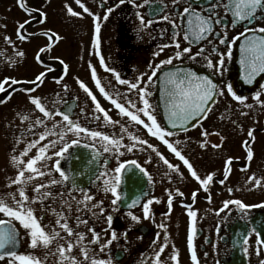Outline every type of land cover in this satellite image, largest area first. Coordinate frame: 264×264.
Masks as SVG:
<instances>
[{
  "label": "flooded vegetation",
  "instance_id": "af4514ba",
  "mask_svg": "<svg viewBox=\"0 0 264 264\" xmlns=\"http://www.w3.org/2000/svg\"><path fill=\"white\" fill-rule=\"evenodd\" d=\"M81 2L93 14L101 17L98 47L95 44L97 35L93 16L84 13L75 0H26L27 7L46 13V21L43 24H37L33 20L31 26L28 27V32L53 30L60 37L51 53L42 54L45 64L50 65L53 71L47 73L40 87L31 94L41 96L46 109L52 111L54 115L44 117L29 103L28 96L22 91L13 92L7 89V95L0 92V99L4 101L0 103V195L11 191L16 193L19 199L18 185L9 186L18 173V168L11 163L10 157L14 154L19 155L26 145L33 141L37 143L22 157L25 163L20 167L25 168L26 177L30 175L31 173L26 169V161L39 155L41 146L48 145L44 153L45 157H51L47 161L48 169L40 168L41 162H37L36 167L45 172L51 169V176L41 177L31 174L34 179L25 186L26 195L31 199L37 195L33 191L37 184H47L50 179H62L55 170L57 157L53 155L62 146L58 135H52L49 132L45 140H39L40 135L46 131V125L49 130L64 132V140L67 142L72 139L80 141L59 158L61 170L65 171L69 179L63 184L41 189V192L47 191L51 194L48 199L44 200L43 208L40 202L32 204L34 215L38 219L43 217L40 222L42 227H45V231L48 232L56 227V230L65 237V240L59 241L65 244V247L67 239L70 238L56 226L57 217L50 209H55L58 213L62 212L68 217L69 226L74 230L73 239L75 232L84 233L83 244L88 246L89 251L94 253L97 259H111L112 264H157V260L160 264H193L190 259L192 249L187 245V236L193 225L196 229L193 246L199 264H260L264 260V107L256 105L252 110L244 109L242 105L232 100L225 85L232 84L233 91L238 95L248 97V103H254L252 97L256 92H261V99L264 100V73L256 75L253 82L249 84L244 80V69L240 66L241 45L250 36L264 35L258 31H249L244 36H240V33L245 29L264 27V19H259L261 15H264V11L258 10V18L252 20L251 23L237 22L233 27L231 14L219 10L223 24L216 25L214 32L205 40L191 45L193 54L200 48L206 49L204 55L190 59L188 54H185L182 59H173L172 64L162 66L157 72L158 77L163 69L185 65L205 72L218 86L224 88V96L217 98V102L212 105V111L207 114L206 119L200 121L194 128L189 127L187 132L180 131L178 135L170 138L172 141L177 139L183 141L178 148L193 164L202 179L208 173H214L213 181L210 182L208 191L205 192L203 186L191 176L187 167L162 142L148 136L142 125L130 123L129 118L121 115L110 100L99 92L91 78L90 69V65L96 69L101 86L112 98L125 104L129 110L135 111L127 103L129 100L136 105L137 109L142 107V102L135 90L128 91L127 85L118 84L114 73L105 71L104 66L100 64V57L102 56L105 64L115 69L122 79L136 82L137 77H141L142 74H150V65L156 66L160 61L174 57L177 50L175 41L172 39L175 29L170 22L160 17L168 14L171 18L174 11H182L186 5L181 3L174 6L171 0H162L166 7L162 13L154 16L152 15L153 9L160 7L159 3L145 4L144 0H135V4L141 5V7H136L128 0H125L124 4H119V0H81ZM65 5L80 12L81 16H70ZM201 5L208 7V0H198L194 4L197 10ZM109 7H112L113 11L108 14V19L105 21L103 16ZM138 12L143 15L145 22L153 19L154 23L147 27L142 26L137 16ZM36 16L35 11L29 16L22 10L18 6V0H0V79L10 76L21 81L31 80L39 71H46L45 66L38 64L34 59L38 46L48 43L46 37L35 36L29 42L19 41L16 38L17 22L33 19ZM225 34L230 41L228 45L219 43V39ZM182 35L181 32L178 37L181 48L189 46L188 42L182 39ZM6 36L15 41V44L7 43ZM165 45L167 47H164ZM213 46L218 51L210 52ZM161 48L163 51H160ZM229 50L232 55L231 57L224 56L225 64L222 69L214 72L207 67L205 57L212 59L215 64L220 54ZM18 51H23L24 56L18 57L16 55ZM157 51H160L159 56L154 55ZM53 57L64 60L68 65L67 74L64 73L63 66ZM58 77L61 78L60 84L55 82ZM157 77H153L151 84L142 82L141 86L146 87L150 92L146 98L149 99L158 122L163 126L166 123L164 112L168 108L169 99L166 92H157ZM78 79L89 87L97 96L101 106L108 111L113 120H119L120 124L114 125L104 120L103 114L95 110L91 99L79 87ZM143 81H147V76L143 77ZM65 84L67 85L66 91L62 87ZM15 87L19 89L23 85ZM69 106L72 109L69 115L74 121L90 130L101 131L112 138L123 136L122 145H129L133 142L127 133H121V125L127 127L128 132L138 135L141 139H147L170 163L180 165V175L160 162L150 149L142 150V146L138 145L132 152H128L124 147L116 151L113 146L100 138L91 140L86 133L77 136L75 133L67 132L65 127H59L60 124H66V122H63L62 116L55 113L67 112ZM81 109H84L83 113ZM240 111L247 112V115H240ZM21 113L27 115L29 119H22ZM13 116L16 117L13 118ZM94 116L99 119H94ZM37 118L43 120L44 124L36 125ZM142 118L146 120L145 117L142 116ZM233 120L237 123H232ZM53 123L58 125L56 129H53ZM202 129L210 133H219V135L212 134L207 137L209 145L221 143L220 136H223L222 147L219 149L210 146L206 149L200 148L198 142L204 139L201 136ZM250 129L254 130V139L247 135ZM50 140L57 142L56 148L48 144ZM245 141L249 142L247 147L253 151L251 161H248L246 157L247 148L243 144ZM87 144H93L94 147H85ZM105 147H109L110 150L105 152ZM143 147L146 148V146ZM149 155L152 156V161L146 162ZM228 157L233 158V164L225 179V160ZM132 160L145 168L152 180L149 181L148 176L141 174L135 165L126 164L125 169L122 170L121 184L118 189L120 200L116 205H112L111 201L114 197L110 192L103 191L104 181H113L116 175L114 169L120 163ZM128 168L130 169L126 170ZM166 172L170 174L171 179L165 176ZM101 173H107V175L101 176ZM253 175L261 179L259 186L255 185L254 180H249V177ZM221 179L225 180L223 184L219 183ZM229 188L232 189L231 192ZM176 189L184 195L178 196ZM194 191L196 192L195 199L192 198ZM169 192L173 196L171 208L167 204ZM85 195H91L94 199L84 201ZM208 196L211 197L210 201ZM133 200L136 201L135 205H133ZM148 200H152L153 203L149 205L150 214L146 219L142 209ZM227 200H240L253 207L241 209L236 204H230L228 208L220 211L223 208V202ZM63 201L71 203V211ZM77 201L82 202L79 212L76 211ZM100 201H103L102 206L105 209L103 214H100L98 207H91ZM8 203L11 204L12 201L9 199ZM85 204L87 208L84 207ZM189 207L197 213L196 217L192 218L187 215ZM93 212L96 213L95 216ZM129 212L140 217L139 223L130 220ZM108 215L113 216L111 225L107 223ZM76 217L86 220L87 224H78ZM13 223L19 230L18 254L30 253L43 260L46 252L55 249V243L48 249L43 247L30 249L27 230L23 229L19 222L13 221ZM130 223L133 226L129 230ZM160 224L166 227L160 228ZM89 229H94L100 234L98 243L89 245V241L92 240V233ZM113 231L117 233V239L101 252L100 245L110 239ZM124 233H127L126 237ZM165 243L164 252L157 257L156 253ZM257 250H259L258 254ZM72 254L76 256L78 264L84 261V257L79 252V246L75 244ZM172 255H177L176 261L171 260ZM8 259L6 257L4 261ZM46 264H58V257L50 255ZM84 264H90V261H84Z\"/></svg>",
  "mask_w": 264,
  "mask_h": 264
},
{
  "label": "snow or ice",
  "instance_id": "6c2138e0",
  "mask_svg": "<svg viewBox=\"0 0 264 264\" xmlns=\"http://www.w3.org/2000/svg\"><path fill=\"white\" fill-rule=\"evenodd\" d=\"M129 3L135 4V0H128ZM150 2L159 3L161 6L153 9L152 15H159L164 11V6L162 0H144L145 4ZM198 2V0H171L172 5L178 6L181 3H184L186 6L183 7L182 11H174L172 17L168 14H163L160 18L164 21H168L172 24L175 31L173 32L172 39L175 41V48L177 49L174 53V57H169L166 60L160 61L159 65L156 66H149L151 69V73H144L141 77H137L136 82H131L126 79H122L120 74L115 71V69L109 68L104 61V58L100 57V64L104 66L105 71L112 72L115 75V79L118 84L120 85H127L128 91L135 90L139 100L142 102V107L138 108L136 105L131 101H127L128 104L131 105L133 110H129L128 107L125 106L123 103H119L117 99L112 98L109 93L105 90L103 86H101V81L97 78L96 69L90 65L91 69V78L95 82V86L99 89V92L104 95V97L110 100L111 104L115 106L116 109L119 110V113L123 116L129 118V122L133 123L134 125H142L143 128L146 130L147 135L150 137L156 138L158 141L162 142L163 145L167 147V149L176 157L184 166L187 167L188 171L190 172L191 176L194 177L200 185L203 186V190L205 192L208 191V186L210 182L213 181L214 173H208L205 178H201L197 174V171L194 169L193 164L189 161V159L182 153V151L178 148L179 145L183 143V141L177 139L175 141L170 140L173 136L179 134L180 131L187 132L189 127H196L197 124L202 121L203 119L207 118V114L212 111V105L217 102L218 97H223L225 92L224 88L218 86L216 82H214L213 78L208 75L200 76L194 72H183L181 73L179 70L177 72H165L164 73V84H165V91L167 93L169 99V105L166 111V123L162 126L161 123L158 122L156 115L152 110V105L149 102V99L146 97L150 95L148 89L144 86H141V83L151 84L153 77H157V72L160 71L161 67L164 65H170L173 62V59H182L185 54H188V58L195 59L198 56L204 55L206 49L200 48L195 54L192 53L191 45L197 44L200 41L205 40L210 34L214 32V28L216 25L223 24V18L220 15V11L222 10L224 13L231 14V25L235 27L237 22L247 21L251 23L252 20L257 19V12L264 11V0H208V7H204L201 5L200 9L197 10V7L194 4ZM75 3L79 5L84 13L93 16L94 21V29L97 35L95 44L97 47L99 46V33L101 31V17L99 15L93 14L88 7H86L81 0H75ZM125 0H119V4H124ZM18 6L21 7L29 16L32 15L33 11L37 13V16L33 19L24 20L23 22H17V31H16V38L19 41L29 42L35 36H44L46 37L48 43L42 46H38L36 55L34 59L38 64H43L46 68V71H39L35 77L31 80H18L15 77L5 76L3 79H0V92L8 94L7 89H11L13 92L15 91H22L28 96L29 103L34 106L36 110L43 114L44 117H51L54 115L52 111L46 109L45 104L42 102L41 96H33L31 95L36 91L37 88L43 83L44 78L46 77L47 73L53 71L50 65L45 64L44 59L42 58V54L51 53L54 45L58 43L60 37L57 33L53 30H45L40 32L30 33L28 32V27L31 26L33 20L37 24H43L46 21V13L40 11L39 9H31L27 7L26 0H18ZM136 7H141L139 4H135ZM66 11L70 16L80 17L81 13L76 12L73 8L69 5H65ZM113 11L112 7L107 8V12L103 16V20L108 19V14ZM137 16L140 19L141 25L144 27L150 26L154 23L153 19L147 20L145 22L143 15L139 12ZM259 19H264V15H261ZM3 27H7V25H3ZM249 31H258L259 33H264V27H260L258 29H245L244 32L240 33V36H244L245 33ZM181 32L183 33L182 39L188 42L189 46H185L181 48V43L178 37H180ZM5 41L9 44H15L10 37H5ZM219 43L223 45H228L230 41L228 40L226 34L223 38L219 39ZM164 47H167L165 45ZM163 51V48L160 49ZM160 51L154 53V55L159 56ZM218 49L213 46L210 49V52H216ZM241 65L244 69V80L251 84L259 73H264V35L260 36H250L245 40V43L241 45ZM18 57H23L24 52L18 51L16 53ZM231 57L232 53L229 50L226 53L220 54L219 58L217 59L216 63L214 64L212 59H208L205 57L207 62V67L209 69L217 70L222 69L225 64L224 56ZM53 59L57 60L62 66L64 73L67 74L68 65L64 62L63 59L59 57H53ZM14 63V61H13ZM147 76V81H143V77ZM157 79H159L157 77ZM55 82L57 84L61 83V78H56ZM78 84L81 89L87 94V96L91 99L94 104V108L96 111L103 114L104 120L110 124H120L119 120H113L112 117L109 115L108 111L104 109L99 101L97 100V96L93 94V92L89 89V87L83 82L79 81ZM16 85H23V87L17 89ZM7 86V88H6ZM63 89L67 90V85L62 86ZM227 92L231 95L233 101H235L238 105H242L244 109L252 110L256 105H260L264 107V100L261 99V92H256L255 95L252 97L254 103H248V97L243 95H238L235 91H233L232 84L225 85ZM119 95V94H118ZM4 101L0 99V103ZM65 104L67 102L65 101ZM72 111L71 107L69 106L67 112H58V114L62 116L63 122L59 125V127H65L67 132L75 133L77 136L81 133H86L91 140H95L96 138H100L103 141H106L108 145H111L115 148L116 151H119L120 147L126 148L128 152H132L134 148L138 145L142 146V150H151L152 153L159 158L160 162H163L167 168L171 169L173 172L180 175V165L179 164H172L169 162L167 158H165L162 153L158 150V148L150 143L147 139H141L138 135H134L128 132L127 127L121 125L120 131L121 133H127L129 139L133 142L129 145H122L121 141L123 140V136L119 138H112L109 135L104 134L101 131H94L90 130L86 127L81 126L78 122L74 121L69 113ZM84 112V109H81V113ZM240 115H247V112L240 111ZM145 117V119L142 118ZM22 119H29V117L23 113H21ZM94 119H99V117H93ZM150 122V123H149ZM232 123H237L235 120ZM36 125L44 124V121L37 118L35 120ZM170 126V128H169ZM58 125L53 123V129H56ZM45 133L41 134L39 140H45L46 135L51 132L52 135H58L59 140L62 142V146L59 148L58 151H55L53 155L57 157L55 160V170L58 172L59 176L62 178L61 180L50 179L47 184H37L33 191L37 193L36 196L30 197L25 193V186L29 184L33 179L34 176L31 174H35L38 176H51V169L47 172L41 171L40 168L48 169V159L51 157H45L44 153L46 152V148L48 145L41 146L39 148V155H36L34 158L28 159L26 161V169L31 173L27 177L25 176V168L20 167L21 164L25 162L22 160V157L25 156L28 151L37 143V141L30 142L26 145V147L19 153V155H12L10 157L11 163L18 168V173L14 180H11L12 184L18 185L17 192L19 195V199H17V195L14 192H8L6 194L0 195V214H3L4 218H0V261L5 260V258H9L7 264H46L48 257L57 256L58 257V264H78L76 256L72 254V249L74 244L79 246V252L84 257V261H90V264H112V260L108 259H97L94 253H91L88 249V246L83 244L84 240V233L82 232H75L74 239L73 234L74 230L72 227L69 226L68 217L65 216L62 212H56L55 209H50L56 215L55 224L57 227L62 229L66 234L67 239L66 247L65 244L59 243L60 240H65V237L61 235L59 231L56 230V227L50 229V231L46 232L45 227H42L40 220L43 217L37 218L34 215V209L32 204L36 202H40L42 208L44 205V200L48 199L51 195L50 192H41L43 188H49L52 185L56 184H63L65 181L69 179L65 171L61 170L60 167V159L64 156V154L68 151L70 147L73 145H77L80 143L78 139H72L70 142L64 140L65 133L64 132H56L47 129L45 125ZM178 130V131H177ZM254 130H249L247 135L249 138L254 139L253 136ZM215 134L219 135L218 132L210 133L206 129H202L201 136L204 137L203 140L199 141V146L202 149H206L209 146L214 149H219L222 147V142L224 137L220 136L221 143L216 144L212 143L209 145L207 137ZM248 141L243 142L244 146L247 148L246 157L248 161L253 159V151L250 147H247ZM48 144L51 145L52 148L57 147L56 141H48ZM143 146H146L144 148ZM85 147H94L93 144H87ZM110 150L109 147H105L104 151L108 152ZM13 152H15V148H13ZM152 156H148V160L146 162H151ZM37 162L40 163V168H37ZM126 164L135 165L139 172L143 175L148 176V180L151 181L152 177L147 173V170L141 167L137 161H125L120 163L115 169L113 181L105 180L103 187V191L105 193H111L114 199H112L111 204L116 205L117 202L120 200V193L118 191L119 186L121 184V175L122 170L125 169ZM233 164V158L228 157L225 160V171L224 176L225 179L230 173L231 165ZM242 171L244 169H241ZM101 176H106L107 173H101ZM165 176H168L171 179L169 173H165ZM99 179V176L97 177ZM249 180L255 181V185L259 186L261 184V179L256 178L254 175L249 177ZM225 182L224 179L219 180L220 184ZM230 192L232 191L231 188L228 189ZM176 194L178 196H183L184 193L181 192L179 189H176ZM196 192L192 193V198L195 199ZM209 201L211 197H207ZM11 200L12 203L9 204L8 200ZM94 199L91 195H85L84 201H92ZM64 204L67 205L69 211H71V203L68 201H63ZM82 202L77 201L76 211H81ZM152 200H148L143 205V216L144 218H149L150 209L149 205L152 204ZM173 203V196L172 193L169 192V198L167 204L169 208H171ZM136 204V201L133 200V205ZM230 204H236L241 209H246L249 207H253L251 205H246L242 203L240 200H227L223 202V209L228 208ZM103 205V201L98 202V204H93L92 208H99L100 214L105 212ZM50 207V206H49ZM87 208V204L84 205ZM90 210V209H88ZM115 210V209H113ZM94 216L96 215L95 212L92 213ZM187 215L189 217H196L197 213L189 207L187 211ZM128 217L132 222L139 223L140 217L134 215L132 212L128 213ZM78 224H87L86 220H81L80 217H76ZM13 221L19 222L21 227L27 230V236L29 238V248L36 249L38 247H43L48 249L50 245L53 243L56 244L54 250L48 251L45 253L44 259L41 260L39 257L32 255V254H18L17 251L14 249L16 248L17 244L19 243V230L16 228ZM113 216H107V223L109 225L112 224ZM133 224H129V230ZM160 228H165L166 225L160 224ZM92 233V240L89 241L90 244H95L100 241V234L96 233L94 229H89ZM196 229L195 226L190 229V232L187 236V245L191 251L190 259L193 264H199L197 253L193 246V239L195 235ZM255 232V229H253ZM125 237L127 233H124ZM117 239V233L113 231L111 233L110 239H108L105 243L100 245V251L103 252L104 248L108 245H111L114 240ZM155 242V241H154ZM247 243V241H245ZM165 245H162L159 251L156 253L157 257H159L160 253L164 252ZM247 251V249H246ZM257 250V254H258ZM171 260L176 261L177 255H172ZM84 261H80L79 264H84ZM157 264H160V261L157 260ZM260 264H264V260L260 262Z\"/></svg>",
  "mask_w": 264,
  "mask_h": 264
},
{
  "label": "water",
  "instance_id": "95a60500",
  "mask_svg": "<svg viewBox=\"0 0 264 264\" xmlns=\"http://www.w3.org/2000/svg\"><path fill=\"white\" fill-rule=\"evenodd\" d=\"M241 61V60H240ZM240 66H242L241 64H240ZM180 71L181 73H183V72H189V71H191V72H194V73H196L197 75H200V76H205V75H208V74H206L205 72H203V71H200V70H198V69H196V68H193V67H189V66H185V65H175V66H171V67H168V68H166V69H163L160 73H159V75H158V82H157V92H166L165 91V84H164V79H165V77H164V73L165 72H177V71ZM240 72H241V75H242V69H241V67H240ZM262 73H259V75H261ZM167 111V110H166ZM166 111L164 112L165 114H166ZM130 168H128V169H126V170H129ZM19 249H20V240H19V243L17 244V246H16V248L14 249L15 251H19Z\"/></svg>",
  "mask_w": 264,
  "mask_h": 264
},
{
  "label": "rangeland",
  "instance_id": "374dc122",
  "mask_svg": "<svg viewBox=\"0 0 264 264\" xmlns=\"http://www.w3.org/2000/svg\"><path fill=\"white\" fill-rule=\"evenodd\" d=\"M16 116H13V118H15ZM0 218H4L3 217V214H0ZM0 264H7V261H0ZM17 264H18V262H17Z\"/></svg>",
  "mask_w": 264,
  "mask_h": 264
}]
</instances>
